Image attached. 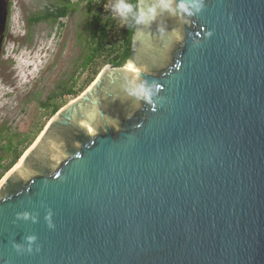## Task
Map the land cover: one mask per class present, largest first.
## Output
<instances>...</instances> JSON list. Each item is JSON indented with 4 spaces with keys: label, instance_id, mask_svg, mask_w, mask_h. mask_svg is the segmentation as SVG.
Listing matches in <instances>:
<instances>
[{
    "label": "water",
    "instance_id": "water-1",
    "mask_svg": "<svg viewBox=\"0 0 264 264\" xmlns=\"http://www.w3.org/2000/svg\"><path fill=\"white\" fill-rule=\"evenodd\" d=\"M203 4L136 24L3 177L0 264H264V0Z\"/></svg>",
    "mask_w": 264,
    "mask_h": 264
},
{
    "label": "rangeland",
    "instance_id": "rangeland-1",
    "mask_svg": "<svg viewBox=\"0 0 264 264\" xmlns=\"http://www.w3.org/2000/svg\"><path fill=\"white\" fill-rule=\"evenodd\" d=\"M71 1L74 7L67 17L31 22L52 9L55 1L8 0V25L0 58V181L9 171L7 167L14 159L11 169L16 165L49 122V110L41 101L63 87H73L81 94L90 86L87 81L94 70L96 79L105 67L103 59L98 60L97 67L93 63L83 67L96 42L92 18L96 9L88 11L86 2ZM120 2L116 0V4ZM58 99L67 104L74 97ZM11 143L13 148L9 149Z\"/></svg>",
    "mask_w": 264,
    "mask_h": 264
},
{
    "label": "trees",
    "instance_id": "trees-1",
    "mask_svg": "<svg viewBox=\"0 0 264 264\" xmlns=\"http://www.w3.org/2000/svg\"><path fill=\"white\" fill-rule=\"evenodd\" d=\"M54 1L55 2L53 3L52 9L48 8L43 16L36 17L34 20H31V22H38L41 20H60L67 17L74 7V4L71 0ZM80 1L87 3L88 11H92V8L96 9L95 13L92 15L94 23V37L96 42L92 47V53L87 57L86 61L83 64V67L89 66L92 63L97 67L98 60L101 59L106 62L104 66L108 64H111L113 66L123 65L130 56V43L136 24L132 14H130L126 19L122 18L120 15H116V0ZM127 2L133 6V11L136 12L138 0H127ZM106 6H110V9H105ZM104 12L107 13V16L105 17L103 15ZM116 32L119 33V37L117 36L112 38L113 34ZM96 73L97 70H94L92 76L87 81V85H90L94 81V75ZM79 95L80 93L73 89V87H63L61 92L57 94H51L45 101H41V106L44 109L46 108L49 110V117L51 119L64 105H66V103L62 104V102H58V98L62 96H73L74 98H76ZM12 148L13 145L11 143L9 149ZM15 161L16 159H14L12 163L7 167L9 170L11 169Z\"/></svg>",
    "mask_w": 264,
    "mask_h": 264
},
{
    "label": "clouds",
    "instance_id": "clouds-1",
    "mask_svg": "<svg viewBox=\"0 0 264 264\" xmlns=\"http://www.w3.org/2000/svg\"><path fill=\"white\" fill-rule=\"evenodd\" d=\"M203 0H179L176 3L175 7L173 6V0H157V3L147 9V12L144 10H139L134 12L133 6L127 2V0H121L115 6L116 11L122 18H128L130 14H132L136 24H143L147 23L151 20H154L158 15L157 9L160 11H167L172 15H176L177 11L180 14H187V16H192L194 14L193 10L199 12L203 8ZM211 35V33H209ZM177 38L180 39L181 37L177 34ZM126 68L131 69V63L129 62ZM157 89L159 90L161 86L157 85ZM132 95L137 97H142L143 99L151 102L153 92L151 88L146 87L144 84H139L137 87L132 91ZM59 174H57L58 176ZM23 219H28V213H24L22 216ZM49 220V227L54 228L55 225L51 223L50 217L47 218ZM29 244L36 240L35 236H29L28 238ZM17 251H21L20 245H15ZM27 251L31 253L33 250L31 247H28ZM37 252L40 251L39 248L36 249Z\"/></svg>",
    "mask_w": 264,
    "mask_h": 264
},
{
    "label": "flooded vegetation",
    "instance_id": "flooded-vegetation-1",
    "mask_svg": "<svg viewBox=\"0 0 264 264\" xmlns=\"http://www.w3.org/2000/svg\"><path fill=\"white\" fill-rule=\"evenodd\" d=\"M137 11H139V0H138V4H137ZM135 27H136V24H135ZM135 30V28H134ZM134 33V32H133ZM132 39V38H131Z\"/></svg>",
    "mask_w": 264,
    "mask_h": 264
},
{
    "label": "bare ground",
    "instance_id": "bare-ground-1",
    "mask_svg": "<svg viewBox=\"0 0 264 264\" xmlns=\"http://www.w3.org/2000/svg\"><path fill=\"white\" fill-rule=\"evenodd\" d=\"M20 160H21V159H20ZM20 160H18V162H19ZM18 162H17V163H18Z\"/></svg>",
    "mask_w": 264,
    "mask_h": 264
},
{
    "label": "built area",
    "instance_id": "built-area-1",
    "mask_svg": "<svg viewBox=\"0 0 264 264\" xmlns=\"http://www.w3.org/2000/svg\"><path fill=\"white\" fill-rule=\"evenodd\" d=\"M118 13V12H117ZM119 15V14H118Z\"/></svg>",
    "mask_w": 264,
    "mask_h": 264
}]
</instances>
